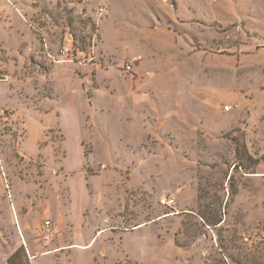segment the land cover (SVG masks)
Returning <instances> with one entry per match:
<instances>
[{
    "label": "rangeland",
    "instance_id": "1",
    "mask_svg": "<svg viewBox=\"0 0 264 264\" xmlns=\"http://www.w3.org/2000/svg\"><path fill=\"white\" fill-rule=\"evenodd\" d=\"M5 4L0 264H264V0Z\"/></svg>",
    "mask_w": 264,
    "mask_h": 264
},
{
    "label": "built area",
    "instance_id": "2",
    "mask_svg": "<svg viewBox=\"0 0 264 264\" xmlns=\"http://www.w3.org/2000/svg\"><path fill=\"white\" fill-rule=\"evenodd\" d=\"M99 12L102 13L103 9L101 8ZM68 53H69V48L64 47V49L62 51V55H66ZM131 71H132V66L130 64L125 66V68H124L125 73H130ZM1 130H2V126L0 124V131ZM161 203L170 207L173 204V200L172 199H163ZM49 226H50V223L45 222V229H47L48 232H49ZM245 240L247 241V239H245Z\"/></svg>",
    "mask_w": 264,
    "mask_h": 264
},
{
    "label": "crops",
    "instance_id": "3",
    "mask_svg": "<svg viewBox=\"0 0 264 264\" xmlns=\"http://www.w3.org/2000/svg\"><path fill=\"white\" fill-rule=\"evenodd\" d=\"M5 2H6V0H5ZM5 2H0V10L4 13V11H7V8L9 7V6H7L6 4H5ZM6 6H7V8H6ZM0 11V12H1ZM11 19H13L12 17H11ZM10 21V20H9Z\"/></svg>",
    "mask_w": 264,
    "mask_h": 264
},
{
    "label": "trees",
    "instance_id": "4",
    "mask_svg": "<svg viewBox=\"0 0 264 264\" xmlns=\"http://www.w3.org/2000/svg\"><path fill=\"white\" fill-rule=\"evenodd\" d=\"M20 251H22V249H19V250H17L16 252H14V254L9 258V260H8V263L10 264V261H11V259L13 258V257H15ZM26 264V263H25Z\"/></svg>",
    "mask_w": 264,
    "mask_h": 264
}]
</instances>
